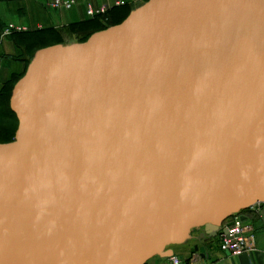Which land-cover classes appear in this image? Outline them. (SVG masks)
<instances>
[{
  "label": "water",
  "instance_id": "obj_1",
  "mask_svg": "<svg viewBox=\"0 0 264 264\" xmlns=\"http://www.w3.org/2000/svg\"><path fill=\"white\" fill-rule=\"evenodd\" d=\"M10 106L0 264L200 252L264 203V0L144 1L37 50Z\"/></svg>",
  "mask_w": 264,
  "mask_h": 264
},
{
  "label": "crops",
  "instance_id": "obj_2",
  "mask_svg": "<svg viewBox=\"0 0 264 264\" xmlns=\"http://www.w3.org/2000/svg\"><path fill=\"white\" fill-rule=\"evenodd\" d=\"M53 1L0 0V21L5 27L9 23H15L32 28V31L62 27L89 19L87 2L96 9L106 7L109 10L114 6L124 5L126 2L133 3L136 0H79L78 5L69 10L52 8ZM21 41L22 34L0 38V86L14 74L24 72L28 66L29 53L20 46ZM240 216L253 226L256 251L236 257L229 256L221 250L220 236H217L214 243L208 245V249L204 243L200 244V252H196L194 250L196 242L175 248V256H179L183 264H264V219L250 209L242 212ZM187 259H190V263H186ZM146 264H172V259L158 256Z\"/></svg>",
  "mask_w": 264,
  "mask_h": 264
},
{
  "label": "trees",
  "instance_id": "obj_3",
  "mask_svg": "<svg viewBox=\"0 0 264 264\" xmlns=\"http://www.w3.org/2000/svg\"><path fill=\"white\" fill-rule=\"evenodd\" d=\"M138 5L126 2L124 5L114 6L106 13L82 22L16 34H22V43L19 44L23 50L29 53V65L37 50L58 43L84 42L93 33L121 23ZM4 29L5 26L0 21V35L3 33ZM26 70L27 68L22 73L14 74L0 86V142L5 143L13 141L16 135L19 121L16 114L11 109L10 99L15 84L24 76Z\"/></svg>",
  "mask_w": 264,
  "mask_h": 264
},
{
  "label": "built area",
  "instance_id": "obj_4",
  "mask_svg": "<svg viewBox=\"0 0 264 264\" xmlns=\"http://www.w3.org/2000/svg\"><path fill=\"white\" fill-rule=\"evenodd\" d=\"M86 1V0H84ZM78 0H54L51 3L52 8L57 10L72 9L78 5ZM123 3V2H122ZM107 11L106 7L99 9L94 8L90 3H87V14L89 17H96L104 14ZM29 28L23 25L10 23L4 30L2 38L12 35L14 33L27 32ZM253 210L257 216L264 219V204L259 203L254 205ZM220 248L229 256H240L242 254L256 251L255 235L253 226L246 222L241 216H235L231 222L226 223L220 232ZM183 261L180 257H172V264H182Z\"/></svg>",
  "mask_w": 264,
  "mask_h": 264
},
{
  "label": "rangeland",
  "instance_id": "obj_5",
  "mask_svg": "<svg viewBox=\"0 0 264 264\" xmlns=\"http://www.w3.org/2000/svg\"><path fill=\"white\" fill-rule=\"evenodd\" d=\"M78 1H79V0H78ZM83 1H84V0H83ZM144 1H146V0H136V1L133 2V4H134V5H138V4H140V3L144 2ZM88 18H91V17H88ZM29 29L32 30V28H29ZM206 249H208V244H206Z\"/></svg>",
  "mask_w": 264,
  "mask_h": 264
}]
</instances>
